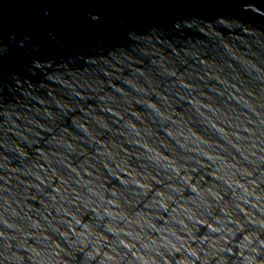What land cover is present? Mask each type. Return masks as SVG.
Returning <instances> with one entry per match:
<instances>
[{
  "label": "water",
  "instance_id": "95a60500",
  "mask_svg": "<svg viewBox=\"0 0 264 264\" xmlns=\"http://www.w3.org/2000/svg\"><path fill=\"white\" fill-rule=\"evenodd\" d=\"M0 264H264V0H0Z\"/></svg>",
  "mask_w": 264,
  "mask_h": 264
}]
</instances>
